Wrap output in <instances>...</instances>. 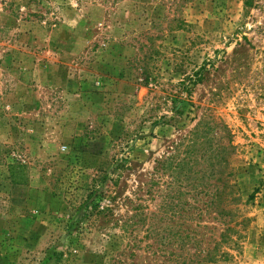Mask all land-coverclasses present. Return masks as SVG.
<instances>
[{
  "label": "rangeland",
  "instance_id": "374dc122",
  "mask_svg": "<svg viewBox=\"0 0 264 264\" xmlns=\"http://www.w3.org/2000/svg\"><path fill=\"white\" fill-rule=\"evenodd\" d=\"M189 233L264 264V0H0V264H178Z\"/></svg>",
  "mask_w": 264,
  "mask_h": 264
},
{
  "label": "trees",
  "instance_id": "16d2710c",
  "mask_svg": "<svg viewBox=\"0 0 264 264\" xmlns=\"http://www.w3.org/2000/svg\"><path fill=\"white\" fill-rule=\"evenodd\" d=\"M215 156L218 157L219 160L224 159L223 153L217 152ZM166 164L171 165V162H162L163 166ZM185 164H187V162H183V163L178 162L175 167H172V169H174V171H178V170H182L183 167H185L187 169V179H190V178L194 179L195 177H191V176L195 173L198 174L200 171L197 170L195 172L191 166L187 167ZM225 172H226V170L224 167H221L220 169H215L213 167H210L209 170L207 169V170L202 171V176L204 179H207V178L209 179L212 176L218 175L217 182H220L219 185L216 183L214 185H212V187L215 188V192L213 193L212 199L209 201L210 207L214 206L216 209H218L221 205H224V201H226V200H224V198L222 199V196L226 195V194L229 195L230 193H232V190H229L227 192V188L231 189L233 187V185L227 184V181H225L223 179L224 176H226V178H227L228 176H230L231 173H225ZM210 186L211 185H209V183H206V184L204 183V185H203L204 192L207 190L205 193L206 195L209 193ZM195 188H196V186H195ZM253 198H254V194L249 197V199H253ZM218 215L223 216V217H228L231 215V211H230V209H228L226 207L224 208V206H223L222 209L219 210ZM191 218L192 217H190V219ZM221 236H222L221 242H225L226 234H224V235L222 234ZM196 237L197 236H194L191 233L186 235V238L189 239V241H188V243H185L182 246V250L187 251V250H185V246H187L189 243H195L197 246L195 247L194 252H191L188 250V253L185 256L183 253L177 254L176 256H177V258H179L178 264H199L201 262H214L216 260V258L218 257L217 250L219 249V243H217L212 249H208V248L206 249V248L199 246L201 241H197ZM166 238H168V237H166ZM179 238H180V236H179ZM182 256H184V257H182ZM181 258H183V259L181 260Z\"/></svg>",
  "mask_w": 264,
  "mask_h": 264
}]
</instances>
